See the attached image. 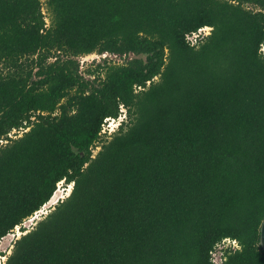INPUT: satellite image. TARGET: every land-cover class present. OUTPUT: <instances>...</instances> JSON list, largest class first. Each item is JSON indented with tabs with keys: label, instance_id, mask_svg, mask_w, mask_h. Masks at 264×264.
<instances>
[{
	"label": "trees",
	"instance_id": "trees-1",
	"mask_svg": "<svg viewBox=\"0 0 264 264\" xmlns=\"http://www.w3.org/2000/svg\"><path fill=\"white\" fill-rule=\"evenodd\" d=\"M263 46L264 0H0L3 264H264Z\"/></svg>",
	"mask_w": 264,
	"mask_h": 264
},
{
	"label": "built area",
	"instance_id": "built-area-1",
	"mask_svg": "<svg viewBox=\"0 0 264 264\" xmlns=\"http://www.w3.org/2000/svg\"><path fill=\"white\" fill-rule=\"evenodd\" d=\"M212 27L210 26H204L202 28H199L198 31L194 32L193 35L190 36V41L192 45H195L198 43V41L201 39L202 35H208L211 31ZM262 51L264 53V46L262 47ZM124 112V113H123ZM125 108H122V114H120L117 118H107L105 120V123L103 124V129L102 132H108L111 133L113 132V130L115 129L114 126L118 127V125L120 124V122L125 118ZM12 136V134H10ZM71 190V186L68 188V194ZM39 212H37L30 220H32L33 218L35 219V217H37V214ZM38 218V217H37ZM19 227H17V232L13 233V236H20L19 232ZM12 237V236H11ZM222 246H232V248H238L239 247V243L236 239H231V238H225L222 242ZM221 250L213 252V259L217 262H219L221 260ZM8 254V253H7ZM7 254L5 255H0V264H3L7 258Z\"/></svg>",
	"mask_w": 264,
	"mask_h": 264
},
{
	"label": "rangeland",
	"instance_id": "rangeland-1",
	"mask_svg": "<svg viewBox=\"0 0 264 264\" xmlns=\"http://www.w3.org/2000/svg\"><path fill=\"white\" fill-rule=\"evenodd\" d=\"M106 56H108L109 58H114V59H116L114 56H109L108 54H104V55H100V54H98V53H92V54H89V55H86L84 58H83V61H84V68L86 69L87 68V65L88 64H92L94 61L95 62H99L103 57H106ZM94 65H96V64H94ZM124 113V112H123ZM114 130H116L117 129V127L116 126H114ZM113 130V131H114ZM4 142H6V140H4ZM98 149H99V146L95 149V153H96V151H98ZM56 193L57 194H60L61 193V195H60V198H64L65 196H67L68 195V186L65 184V183H60L59 184V186H58V188H57V190H56ZM51 208H53V207H50V203H48L46 206H45V208L41 211V212H39L38 214H37V217H38V219L40 218V215L42 214V213H48V211H50V209ZM36 217V218H37ZM30 218H32V217H30ZM29 218V219H30ZM35 218V219H36ZM29 219H27L26 221H25V223H24V225H26V226H28L29 224H30V220ZM19 232H22L21 231V229H20V227H19V230H18ZM15 232H17V228H16V230H15ZM15 232H12V236H13V233H15ZM22 233H20V235H21ZM9 237H11V236H9ZM6 244V243H5ZM4 244V246H2V247H5L6 245ZM11 252V250H8V252L7 253H10Z\"/></svg>",
	"mask_w": 264,
	"mask_h": 264
},
{
	"label": "water",
	"instance_id": "water-1",
	"mask_svg": "<svg viewBox=\"0 0 264 264\" xmlns=\"http://www.w3.org/2000/svg\"><path fill=\"white\" fill-rule=\"evenodd\" d=\"M60 194H57L56 192L54 193L53 197L51 198V200L49 201L50 206L53 204H56L58 202V200L60 199ZM36 218V217H35ZM35 219L33 218L32 220H30L31 222H33ZM9 236H12V234H10ZM260 243L264 249V220L262 222L261 225V239H260Z\"/></svg>",
	"mask_w": 264,
	"mask_h": 264
},
{
	"label": "clouds",
	"instance_id": "clouds-1",
	"mask_svg": "<svg viewBox=\"0 0 264 264\" xmlns=\"http://www.w3.org/2000/svg\"><path fill=\"white\" fill-rule=\"evenodd\" d=\"M125 118H126V117H125ZM125 118H124V119H125ZM124 119H123V120H124ZM123 120H122V121H123ZM120 123H121V122H120ZM70 186H71V188H72V184H69V185H68V188H69ZM70 191H71V190H70Z\"/></svg>",
	"mask_w": 264,
	"mask_h": 264
}]
</instances>
